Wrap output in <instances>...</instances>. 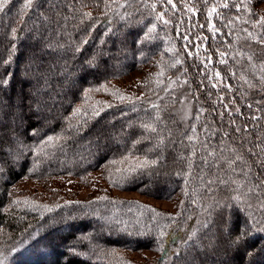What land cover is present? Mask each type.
<instances>
[{
    "label": "trees",
    "instance_id": "obj_1",
    "mask_svg": "<svg viewBox=\"0 0 264 264\" xmlns=\"http://www.w3.org/2000/svg\"><path fill=\"white\" fill-rule=\"evenodd\" d=\"M174 2L33 0L21 18L23 0H10L0 13V264H126L159 248L157 264H264V43L244 31L264 36V23L244 22L264 14L249 0L235 20L230 3L218 11L234 22L214 38L216 0ZM135 72L133 89L113 91ZM181 83L193 106L187 125L175 112ZM146 159L156 163L137 167ZM95 173L120 191L182 201L178 224L135 200L18 202L24 180L49 195L56 179L90 187Z\"/></svg>",
    "mask_w": 264,
    "mask_h": 264
},
{
    "label": "rangeland",
    "instance_id": "obj_2",
    "mask_svg": "<svg viewBox=\"0 0 264 264\" xmlns=\"http://www.w3.org/2000/svg\"><path fill=\"white\" fill-rule=\"evenodd\" d=\"M247 1L249 0H245V2ZM251 3L246 4L250 5ZM255 8L259 10L258 13L264 14V0H256ZM141 76V72H135L124 79L115 82L113 91L115 93L129 92L134 88L135 82L141 79ZM180 88L181 98L175 112L179 116L180 121L184 125H187L193 114V106L192 101L183 88V84ZM93 93L94 92H91V94ZM96 99L98 98L96 97ZM91 103L92 106H95V103L91 100H89L87 104L90 105ZM108 103L109 100L101 101L102 106H106ZM131 163L133 162L127 161L123 164V166L126 168L131 167ZM101 176L103 177L104 175L101 173H95L93 175L95 180L90 187L84 186L80 180L73 178L56 179L52 185L54 191L49 195H44L43 185L35 180H24L16 186L17 194L21 199L18 202L20 205L33 203L46 209L57 207L65 203L89 202L107 198L135 200L141 202L145 206H149V208L157 211L164 219L168 220L169 228L178 224V220L181 217V212L184 206L182 201L170 202L141 195L135 191H120L118 187L114 188L111 184H109V181L107 180L108 178H102ZM105 180L107 181L105 182ZM159 254L160 248L158 250H145L138 253H130L127 254L126 264H157Z\"/></svg>",
    "mask_w": 264,
    "mask_h": 264
},
{
    "label": "snow or ice",
    "instance_id": "obj_3",
    "mask_svg": "<svg viewBox=\"0 0 264 264\" xmlns=\"http://www.w3.org/2000/svg\"><path fill=\"white\" fill-rule=\"evenodd\" d=\"M165 2L169 5H171L173 8H175V2L174 0H165ZM205 2H207V0H205ZM10 3V0H0V13H2L4 11V9L7 7V5ZM232 4V7L233 9L235 10V13H237V15L235 16V20H240L242 18V16H246L247 14V4L245 2V0H239V3H236L235 0H216V2L211 5V11L208 13V16L209 18H211L214 14L216 15L217 19H219L221 25H222V28H216L215 27V23L213 22L212 23V27H211V31H212V34H213V37L215 38L217 35L223 37L225 36V32H224V28L230 26L233 24V19L231 18H228L226 20V18L224 17L223 13L218 11V9H228L229 8V4ZM33 4V0H23V5H22V8L20 10V15H21V18H22V15L24 14V12L27 10V9H30L31 6ZM241 6H243L245 8V13L244 14H241ZM154 7V5H153ZM193 14L195 15L196 14V10L195 8L193 7L192 9H190ZM87 15H90V14H87ZM160 19L163 20V13L160 14ZM225 20H226V23H225ZM244 22L245 23H251L253 27H255L256 25L258 24H261V23H264V18L260 17L259 15H257L256 19L255 20H252L251 22L248 21L246 18L244 19ZM164 23H168L167 20H164ZM179 27V25H177ZM201 27H203V25H201ZM245 32H247V36L249 38H252L253 40H257L259 43H264V36H260L258 33H254V32H251V31H248L247 29H244ZM13 33H15V29L12 30ZM233 33L232 32H228L227 35L231 36ZM179 35V33H178ZM205 40L207 39V37L204 38ZM184 40H185V44H184V47L187 48V41H188V37L187 35L184 36ZM86 42V41H84ZM195 51L197 54L199 53V45H197V47L193 50ZM205 51H207V48H205ZM189 56L192 55V51H189L188 52ZM229 54L227 52H219V57H225V56H228ZM208 62L210 63L211 62V57L209 56L208 58ZM249 60H251V57H249ZM219 62H227L226 60H220ZM177 63H179V61H177ZM207 65H205L206 67ZM216 77L218 78H221L220 77V73L219 72H216L215 73ZM233 75L235 76V73H233ZM222 79V78H221ZM241 79H243V76L241 77ZM251 86V85H250ZM212 87H216V84L213 83L212 84ZM231 85H228V88L229 90H231ZM223 98L221 97V100ZM256 103H261V101H256ZM247 107L251 108L252 107V104L249 103L247 105ZM225 108L227 109V105H225ZM239 111V109L237 108V112ZM203 110H201L197 116H196V121H199L200 119V114H202ZM75 113L78 114V116H83L84 117V121L83 123H87V116L88 114L87 113H81V110L79 108L75 109ZM92 115H98L99 112L98 110L94 109L91 113ZM154 120H157L159 119V116L158 114L153 118ZM253 119H255V117H253ZM234 123V122H233ZM70 128H72L75 132L79 133L80 131L83 130V125H80V126H77V125H74V124H70L69 125ZM143 127L145 128V130H151V131H155V127L152 126V124H144ZM237 131H239V128L236 129ZM35 131V130H34ZM202 131H207V128H203ZM245 131H247V128H245ZM192 132L194 135L192 136H188L187 139L189 141H193L194 140V137H195V127H193L192 129ZM61 137L58 136V137H48L47 141H45V143H51L53 142L54 140L58 141ZM163 144V137H160L159 138V144L157 145L158 147L160 145ZM215 153H216V150L215 149H212L208 152V156H211V157H214L215 156ZM194 154V153H193ZM113 163H115V161H113ZM156 163V159H153V160H145L143 161L141 164L137 165V167H147V166H150V165H153ZM217 161L214 160V164H216ZM232 163H235V160L233 161H230L229 162V166H231ZM191 165L189 164V167ZM207 183L211 184L212 181L209 180ZM237 201H239V197H236ZM220 206V202H217L216 203V206L215 207H219ZM215 207L212 208V211H209L208 213V219L205 221V224L203 225L204 227H207V225L209 223H211V217H212V212L215 211ZM207 210V209H206ZM157 215H160L159 213H157ZM161 237L164 235V232L162 231L160 233ZM192 235H195V231L192 232ZM240 237H237V240H239Z\"/></svg>",
    "mask_w": 264,
    "mask_h": 264
}]
</instances>
